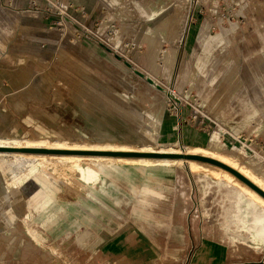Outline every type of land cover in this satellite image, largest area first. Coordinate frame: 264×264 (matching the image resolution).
Instances as JSON below:
<instances>
[{
	"label": "rangeland",
	"instance_id": "rangeland-1",
	"mask_svg": "<svg viewBox=\"0 0 264 264\" xmlns=\"http://www.w3.org/2000/svg\"><path fill=\"white\" fill-rule=\"evenodd\" d=\"M14 1L11 8L7 7L3 13L0 12V41L3 42L0 53L8 50V47L24 43L35 48L43 43V39H47L44 43L55 42V37L51 35L62 36L67 40V35L63 36L62 31L49 29L47 20L40 16L34 17L30 12L22 14L16 10L20 1ZM47 1L55 3L54 0ZM56 1L63 5L72 3L85 7L88 12L91 8L94 9L87 23H91L93 31L96 28L97 31H104L108 27L109 41L103 47L109 60L102 57L105 66L111 69L108 71L111 77L124 82L127 88L125 94L143 109V117L140 118V115L133 122L137 127L136 138H124L126 142H113L123 138L111 133L96 139L69 136L62 130L50 128L40 129L33 135L35 127L32 125L24 126L9 135L27 136L24 139L30 140L43 135L60 138L65 140L62 142L72 145L89 142L100 147L112 146L125 151L206 154L236 164L247 171L250 177L257 178L264 184V166L245 157L230 137L236 134L246 137L256 135L255 126L264 119L253 102L254 96L260 94V88L264 89V0H127L136 9L135 14L129 17L120 10L119 5L124 0ZM152 3L155 17L148 19L149 6ZM107 11L116 17L107 14ZM37 22L43 23L45 29L36 27L34 23ZM94 22L99 26L95 27ZM145 33L149 36L147 40L144 38ZM156 34L158 37L174 39L170 42L150 43V36ZM44 35H48V38ZM158 37L155 39H159ZM114 42H118V45ZM171 49L178 51L170 73L169 69L164 68L166 66L161 58L164 52ZM194 49L197 53L191 59ZM189 62L191 74L189 81L184 82L186 76L183 78V74ZM149 79L155 85H151ZM239 79L241 82H238ZM180 84H183L181 88ZM164 91L172 93L169 101ZM161 101L163 107H159L161 111L158 112L157 103ZM222 109H225L224 113H220ZM149 110L156 113L152 123L149 122ZM173 127H176L178 135L176 142H170L164 134L174 132ZM213 131L220 135L224 132L222 140L226 144L220 139L218 144L222 148L217 145L218 151H214L212 146L209 147ZM259 132L260 137L264 138V126ZM60 153L101 156L82 152ZM160 156L184 158L172 159L182 161V164L161 166L176 170L177 181L171 184L161 181L157 183V177L150 175V182L141 184L142 176L148 172H145V168L150 167L116 161H82L79 164L85 171L80 176L75 164L64 165L51 161L46 165L44 161L24 158L17 159L18 161L7 158L9 161H6L3 156L0 157V212L4 216L0 220V226L3 225L7 230L1 238H6V241L11 239L14 243L13 252L11 251L13 262L19 260L16 258L19 253H14L17 249L24 253V240L35 239L37 234L40 237L43 232L67 233L85 225L99 228L103 222L125 225L132 221L139 227L135 220L138 216L132 213V206L138 200L153 197L154 190L160 196L157 197L158 200L151 201L152 204H145L151 216L146 219L148 227L141 229L147 232L152 244L158 248L162 260L159 264H264V247L257 245L252 248L239 242L232 243L216 224L219 191L222 193L229 188L215 183L218 178L209 174V169H190L185 159L192 158ZM114 164L124 166L110 175L105 167H113ZM3 169L5 172L10 171L5 191ZM89 169L100 173V180L93 179ZM186 172L190 175L189 180L183 175ZM24 180L26 183L21 186ZM101 180L103 182L100 183ZM207 182L210 183L206 190ZM85 184L96 189L92 190ZM183 194L186 197L182 198ZM189 194H193V197L189 198ZM197 194L205 196L206 201L198 205ZM48 197L51 202L45 210L38 209L45 206L44 201H49ZM234 197L231 194L232 201L227 202L232 210ZM119 198L124 201L117 204ZM158 220H163L165 224L159 225ZM8 232L10 234L6 236ZM247 242L256 245L250 240ZM217 244L220 245L219 250ZM213 245L216 250H213ZM44 259L53 262L45 255Z\"/></svg>",
	"mask_w": 264,
	"mask_h": 264
},
{
	"label": "crops",
	"instance_id": "crops-1",
	"mask_svg": "<svg viewBox=\"0 0 264 264\" xmlns=\"http://www.w3.org/2000/svg\"><path fill=\"white\" fill-rule=\"evenodd\" d=\"M119 6L121 12L128 17L136 12V9L127 0H124ZM8 7L11 8V6ZM153 8L152 3L149 6L148 19L155 17ZM84 10L86 14L82 20L88 23L91 18L89 15L91 16L94 9L91 8V11L88 12L84 7ZM107 14L116 17L109 11ZM19 23L22 24L20 19ZM34 24L38 28L45 29L43 23ZM44 36L48 38V35ZM51 37H55L53 38L55 42L44 43L47 39H43L41 41L44 45L39 44L35 48L33 45L24 43L8 47V50L0 53V139H24L27 136L9 134L31 125L35 127L33 135L40 129L48 130L50 128L62 130L69 136L76 135L96 139L111 133L123 138L113 142H126V139L136 138L137 127L133 122L137 117L139 119L140 115V118L143 117L142 106L134 104L133 100L125 94L127 88L124 86V82L115 80L109 75L108 71L111 69L105 66V60H103V58L109 60L104 47L94 44L88 39L72 43L62 36L51 35ZM155 37H158L157 34L150 36V43H153L154 40V43H164L174 39L173 37L171 39L168 37L155 39ZM2 46L3 42L0 41V47ZM177 51L171 49L164 52L165 54L162 56L163 65L166 66L164 68L169 69L170 72L174 68ZM196 53L194 49L191 59H194ZM173 61L174 65L172 66ZM190 66V62L187 63L183 74V78L186 76L183 79L184 82L189 81ZM238 82L241 80L239 79ZM183 84H180L179 87L181 88ZM259 92V95L254 96L253 102L259 108L261 116L264 117V89L261 87ZM224 112L225 109L220 111V113ZM149 115V122H154L156 113L149 110ZM259 122L261 123L257 122L258 125L255 126L256 134H260L259 129L264 126V119ZM172 130L174 132H164V134L167 137H178L176 127H173ZM40 136L50 140H61L60 138ZM255 136L250 135L253 142ZM260 136L258 138L264 140ZM209 142V147L212 146L213 149L215 145L220 144L217 141L209 140ZM3 158L9 161L6 157ZM137 165L150 167L145 168L147 169L145 172H148L142 176L141 184L149 183L150 175L157 177V183L161 181L171 184L178 180L176 179L178 175L176 170L161 167L170 165ZM112 166L105 167L106 172L110 175L111 172H116L124 165L114 164ZM9 172H5L3 169L4 191L7 187ZM208 173L218 178L217 181H214L215 183L224 184L229 188L222 192L224 195L220 191L218 194V207L215 215L217 226L225 232L227 239L232 243L239 242L252 248L257 245L264 247V204L248 195L234 181L221 175L216 176L211 171ZM183 175L188 180L190 179L188 172ZM24 183H26L25 180L21 182V186ZM209 183L205 184L206 190ZM85 185L92 190L96 189L91 185ZM141 187L144 186L141 185ZM153 194V197L145 196L146 198L138 200V203L132 206V213L138 216L135 220L140 228L132 221L126 222L125 225L103 222L99 228L85 225L67 233L65 231H59L56 234L43 232L40 237L37 234L35 239L24 240V253L17 249L14 253H19V256H16L19 260L15 259V262H13L11 253L14 243L11 239L6 241V238H1L7 231L2 225L0 226V264H159L162 260H160L158 248L152 244L147 232L142 230L148 227L146 219L151 216L145 208V204H152L160 196L154 190ZM231 194L235 196L233 210L227 206V202L232 201ZM184 197L186 194L182 195V198ZM188 197L192 198L193 194L192 196L189 194ZM48 198L49 201H44L45 206L38 209L45 210L51 202L50 197ZM205 198V196L197 194V204L206 201ZM123 201L119 198L116 202L118 204ZM198 205L197 208L200 209ZM2 214L3 212H0V220L4 219ZM158 223L159 225L165 224L163 220H158ZM9 234L8 232L6 236ZM254 236L262 238L255 239ZM247 240L256 245H250ZM213 244L215 245V243ZM214 245L213 250H216ZM219 249L220 245L217 244V250ZM44 255L50 257L54 263L47 262Z\"/></svg>",
	"mask_w": 264,
	"mask_h": 264
},
{
	"label": "bare ground",
	"instance_id": "bare-ground-1",
	"mask_svg": "<svg viewBox=\"0 0 264 264\" xmlns=\"http://www.w3.org/2000/svg\"><path fill=\"white\" fill-rule=\"evenodd\" d=\"M9 6H11V5H9ZM165 23H167V21ZM162 25H163V23H162ZM158 28H160V27H158ZM168 28H170V27H168ZM168 28H167V30H168ZM160 29H158V30H160ZM161 32H162V30H161ZM167 34H169V33H167ZM148 37L149 36L145 33L144 38L147 40ZM152 41H153V39H152ZM154 42H155V40H154ZM159 51H160V49H159ZM154 53H155V51H154ZM173 65H174V61L172 62V66ZM149 81H150L151 85H155V83L152 79H149ZM158 87H160V86H157V88ZM166 96L168 97V101H169V99H170L169 96L168 95H166ZM157 104H158V108L163 107L162 101H161V103H157ZM160 108L158 109L159 110L158 112L161 111ZM167 139L170 142H176L177 141L176 137H167ZM220 139H221L220 134L216 131H213L210 135L209 140L220 142ZM218 146L222 148V146H220V145H218ZM218 146L215 145L213 150L218 151V149H219ZM118 149L119 148L112 147V146L100 147V145H96V144L89 143V142H81L79 144L72 145V144H68V143H65V142H62L59 140H50L48 138H42V137H40L38 139L36 138L35 140L34 139L33 140L17 139V138L0 139V156L6 157L9 159L11 158V159H14L15 161H18L17 159L21 160L23 158L28 159L30 161H44V163L46 165L49 164L51 161L60 162L61 164H64V165L75 164L76 171L79 172L80 176H82L84 174V171H85L84 170L85 168L79 164L82 161H89L92 163L116 161V162L124 163V164H143V165H146V164H167V165H170V164H178V163L182 164V161H176V160H172V159H184V158H178V157L164 158L165 156H160V155H111V154L98 153V151L99 152H101V151H125V150H118ZM60 152H70V153L73 152L74 154L77 152H82L85 154H94V155H101V156L65 155L66 153L61 154ZM131 152L156 153V154H166V155L180 154V153L174 152V151L158 152V151L139 150V151H131ZM188 154H197V153H188ZM198 155L210 157L206 154H198ZM103 156H105V157H103ZM107 156H109V157H107ZM113 157H115V158H113ZM210 158L217 159L218 161L222 162L223 164L227 165L228 167L236 170L242 176L247 178L257 188H259L260 190H262L264 192V184L261 181H259L257 178L250 177L248 172L245 171L244 169H241V168L237 167L236 164L231 163V162L224 160L222 158H217L215 156H211ZM185 160L189 164L190 169H196V170L197 169H207V170L209 169L212 173H214L216 175H221V176H224L231 181H234L248 195L252 196L255 199H258L259 201H261L264 204V195H262L255 188L250 186L248 183H246L239 176H237L236 174H234L232 171L228 170L227 168H224L218 164L210 163L207 161H201V160H197V159H188V160L185 159ZM193 160H196V161H193ZM198 161H200V162H198ZM201 162H203V163H201ZM89 174L96 181L100 180V173H98L96 171H92L89 169ZM64 178H65V175H64ZM68 179H69V177H68Z\"/></svg>",
	"mask_w": 264,
	"mask_h": 264
},
{
	"label": "built area",
	"instance_id": "built-area-1",
	"mask_svg": "<svg viewBox=\"0 0 264 264\" xmlns=\"http://www.w3.org/2000/svg\"><path fill=\"white\" fill-rule=\"evenodd\" d=\"M20 4L17 5L16 10L22 14L26 12L32 13L34 17L40 16L43 20H47L46 25L49 29H58L62 31V35H67V40L69 42H77L81 39H88L94 41L97 44L104 45L106 41H109L108 36V27L104 31H97L96 28L93 31L92 25H88L82 20V17L85 16V10L79 5L68 3L63 5L61 2L54 0L55 3H48L47 0H19ZM50 1V0H49ZM15 3L14 0H0V12L3 13L5 9L12 3ZM48 6L50 8H48ZM46 8V9H45ZM6 14V12H4ZM55 17V18H54ZM90 17V15H89ZM85 18V17H84ZM95 27L99 26L97 22L93 24ZM108 37V38H107ZM113 43V41H112ZM118 45V42H114ZM42 45H44L42 43ZM166 95L170 97V91H164ZM171 99V98H170ZM221 140L224 139V132H221ZM259 133L255 136V143L250 138V135L246 137L243 134L231 135L232 139L236 142V145L239 146L240 152H243L245 157L252 159L254 162L259 165L264 166V140L258 138ZM223 141V140H222ZM224 142V141H223ZM254 145H252L253 143ZM225 143V142H224ZM226 144V143H225Z\"/></svg>",
	"mask_w": 264,
	"mask_h": 264
},
{
	"label": "water",
	"instance_id": "water-1",
	"mask_svg": "<svg viewBox=\"0 0 264 264\" xmlns=\"http://www.w3.org/2000/svg\"><path fill=\"white\" fill-rule=\"evenodd\" d=\"M98 153L111 154V155H166V154L131 152V151H101V152L98 151ZM171 155L181 156V157H185V158H192V159H197V160H201V161H207V162H210V163L218 164V165H220V166H222L224 168H227L228 170L232 171L234 174L239 176L242 180H244L250 186L255 188L258 192H260L262 195H264V192L262 190H260L259 188H257L254 184H252L247 178L242 176L236 170L228 167L227 165L223 164L222 162H220V161H218L216 159H213V158H210V157H207V156L198 155V154H171Z\"/></svg>",
	"mask_w": 264,
	"mask_h": 264
}]
</instances>
